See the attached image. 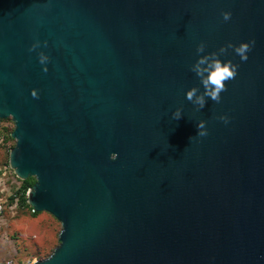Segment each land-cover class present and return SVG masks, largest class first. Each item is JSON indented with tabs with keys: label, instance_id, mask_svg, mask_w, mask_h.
I'll return each mask as SVG.
<instances>
[{
	"label": "water",
	"instance_id": "obj_1",
	"mask_svg": "<svg viewBox=\"0 0 264 264\" xmlns=\"http://www.w3.org/2000/svg\"><path fill=\"white\" fill-rule=\"evenodd\" d=\"M250 40L197 110V45ZM6 119L27 204L61 226L30 264H264V0H0Z\"/></svg>",
	"mask_w": 264,
	"mask_h": 264
},
{
	"label": "clouds",
	"instance_id": "obj_2",
	"mask_svg": "<svg viewBox=\"0 0 264 264\" xmlns=\"http://www.w3.org/2000/svg\"><path fill=\"white\" fill-rule=\"evenodd\" d=\"M224 21L231 19V12L224 11L221 13ZM46 43V42H45ZM255 45V40H250L248 42H241L239 45H234L229 42L226 46H222L218 51L211 52L208 54L200 55L205 52L206 44L202 41L197 45L196 52L198 54V59L191 66V71L196 74L200 79L204 91L200 93L197 87H192L186 92V99L193 105L197 106V110L203 109L206 105V98H210L212 101L219 103L221 101V93L226 91V84L230 80H234L237 76L238 64H234L231 60L222 61L220 59L221 55L227 54L228 49H232L236 55H238L241 61L248 60V53L252 50ZM39 47V42L33 44L29 51L35 50ZM49 57L43 52L39 54V62L45 65L43 68L44 72H47L46 63ZM32 96L38 98V94L35 90L32 91ZM173 119L178 120L181 118L182 109L177 108L172 114ZM224 123L229 122V118L226 115L218 117ZM197 135L199 137H206L208 135V129L206 127V122L200 120L197 124ZM192 137L190 138V140ZM118 158V153H111L110 159L116 160Z\"/></svg>",
	"mask_w": 264,
	"mask_h": 264
},
{
	"label": "rangeland",
	"instance_id": "obj_3",
	"mask_svg": "<svg viewBox=\"0 0 264 264\" xmlns=\"http://www.w3.org/2000/svg\"><path fill=\"white\" fill-rule=\"evenodd\" d=\"M13 128L14 125L10 119L0 121V190H2L0 197L4 208L3 219L0 220V244H2L0 250L6 248L7 251L13 245L16 248L15 242H7L13 237L17 239L18 249H15V253L11 256L15 257L17 264H30L46 258L51 252L48 254L45 252L40 253L34 246L22 241V238H26L27 233L22 215L29 210L27 207H21L18 204V199H15L12 203L9 200L10 196L21 186V183L12 175L13 171L9 169L8 165L9 152L15 145V141L9 138ZM3 171L6 173L5 177L2 175Z\"/></svg>",
	"mask_w": 264,
	"mask_h": 264
},
{
	"label": "crops",
	"instance_id": "obj_4",
	"mask_svg": "<svg viewBox=\"0 0 264 264\" xmlns=\"http://www.w3.org/2000/svg\"><path fill=\"white\" fill-rule=\"evenodd\" d=\"M23 222L26 225V238H22L23 242H28L38 252H45L46 254L53 251L58 245V235L61 230L60 224L48 213L41 212L36 215L31 214L30 211L24 212L22 215ZM30 238V240H29ZM17 239L13 237L7 242H15L16 248L13 245L9 250L6 248L0 250V259L2 257H10L14 254L15 249H18ZM2 244H0L1 247ZM39 253V254H40Z\"/></svg>",
	"mask_w": 264,
	"mask_h": 264
},
{
	"label": "trees",
	"instance_id": "obj_5",
	"mask_svg": "<svg viewBox=\"0 0 264 264\" xmlns=\"http://www.w3.org/2000/svg\"><path fill=\"white\" fill-rule=\"evenodd\" d=\"M10 138V137H9ZM11 139V138H10ZM14 178L21 183V186L19 189H17L12 196H10L9 200L10 202H14L15 199H18V204L21 207H27L28 210H31V207L27 204V192L28 190L32 187V185L34 184L35 180L33 178H29L25 181H20L19 179H17L15 177V175L13 174ZM37 213H34V215H36Z\"/></svg>",
	"mask_w": 264,
	"mask_h": 264
},
{
	"label": "built area",
	"instance_id": "obj_6",
	"mask_svg": "<svg viewBox=\"0 0 264 264\" xmlns=\"http://www.w3.org/2000/svg\"><path fill=\"white\" fill-rule=\"evenodd\" d=\"M2 175H3V177L6 176L5 171H3ZM12 175H13V173H12ZM0 193H2V190H0ZM30 213L34 214L36 212L31 208ZM3 215H4V208L2 206V199L0 197V220L3 219ZM0 264H17V263L15 261V257L14 256H10V257H6V258H3V259H0Z\"/></svg>",
	"mask_w": 264,
	"mask_h": 264
}]
</instances>
